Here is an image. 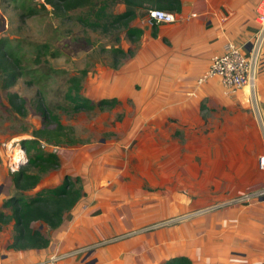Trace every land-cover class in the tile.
<instances>
[{
  "label": "crops",
  "instance_id": "0c3cea01",
  "mask_svg": "<svg viewBox=\"0 0 264 264\" xmlns=\"http://www.w3.org/2000/svg\"><path fill=\"white\" fill-rule=\"evenodd\" d=\"M258 2L181 0V11L173 24L151 26L147 15L131 22L130 26L142 31L132 44V56L111 74L91 78V102L115 99L120 112L115 129L91 128V132L106 136L112 132L115 138L98 137L96 142L77 144L73 152L59 155L63 172L55 175L56 181L65 175L78 178L81 198L57 228L41 227L49 241L44 250L8 249L12 223L3 228L0 264H46L55 252L81 248L86 249L83 254L56 264H163L178 257L192 264H264V195L250 202L228 204L231 196L211 215L172 219L156 226L162 222L161 216L174 213L176 193H164L170 204L159 211L157 205L152 208L141 187L131 190V182L120 177L124 158L134 148L139 152L142 147L148 156L151 154L149 159L159 172V168L168 166L160 155L170 150L167 139L177 128L185 135H199L202 129L196 126H200L204 112L215 116L222 109L236 115L248 111L242 104L244 90L233 98H224L217 80L197 84V79L207 70L211 58L222 53L225 43L248 44L256 29L253 20ZM256 88L264 117V49ZM242 144L244 147L245 140ZM255 144H247L254 168L264 148L261 143ZM106 181L113 184L105 187ZM157 181L163 185L162 179ZM137 228L143 229L124 236Z\"/></svg>",
  "mask_w": 264,
  "mask_h": 264
},
{
  "label": "rangeland",
  "instance_id": "374dc122",
  "mask_svg": "<svg viewBox=\"0 0 264 264\" xmlns=\"http://www.w3.org/2000/svg\"><path fill=\"white\" fill-rule=\"evenodd\" d=\"M42 4L43 0H0V43H5L13 51L20 66L15 84L7 90L0 88V201L15 194L11 176L18 169L16 166L24 164L26 159L20 143L32 139L31 132L40 127L37 103L42 102L57 115L61 124L72 130L70 137L78 141L72 146L57 145L55 152L54 146L42 147L40 144L42 151L54 152L57 157L64 152H73L77 144L93 142L98 137L115 138L112 132H107V136L99 135L91 132V128L96 131L104 127L115 129L120 121L118 102L102 111L73 113L72 104L65 95L69 89L68 79L78 77L79 96L91 102V78L111 74L116 63L127 59V56L115 58L118 49L126 51L128 40L124 28L117 24L110 26V19L106 20L109 15L122 13L123 5L99 0L91 7L56 15L48 5L42 9ZM146 13L141 12L138 16L145 18ZM128 45V49L133 50L134 45ZM13 93L23 100L20 114L8 103V97ZM241 112L243 115H236L222 109L215 116L204 112L200 126H196L202 129L199 135H194L196 132L185 135L177 128L176 133L167 139L170 150L160 155V160L168 166L159 168V172L149 159L151 154L148 156L142 147L139 152L134 148L130 156L124 158L120 177L131 182V190L141 187L146 198L152 201V208L157 205L161 211L163 206L170 204L164 193H176L174 213L171 217L161 216L162 222L156 226H163L172 219L194 220L211 215L214 211H206L207 208L225 202L231 196L230 200H234L257 191L264 185L263 174L253 167L254 160L247 152L248 146H255V143H261L263 147L262 135L252 113ZM135 143L136 140L131 148ZM16 148L21 155L12 162ZM62 172L59 162L57 168L44 174L38 186L26 194L32 196L42 188L59 186L64 176L62 179L57 177L58 182L55 175ZM158 178L162 179V186L156 182ZM107 182L111 181H106L105 187L113 184L107 185ZM33 227L37 228V225ZM143 228L129 231L124 236Z\"/></svg>",
  "mask_w": 264,
  "mask_h": 264
},
{
  "label": "trees",
  "instance_id": "16d2710c",
  "mask_svg": "<svg viewBox=\"0 0 264 264\" xmlns=\"http://www.w3.org/2000/svg\"><path fill=\"white\" fill-rule=\"evenodd\" d=\"M99 0H43L41 8L45 10L48 5L56 15H64L71 11L88 8ZM112 3L121 4L124 7L122 13L109 15V25L122 26L125 30V38L134 44L142 34V31L130 26L131 22L140 17L141 12L150 10H161L172 14L181 11V0H108ZM102 13V11H101ZM147 15V13H146ZM108 21V20H107ZM95 27L98 25L93 23ZM152 36H155L154 31ZM115 58L122 56L130 58L132 50L115 51ZM120 63L113 66L117 69ZM19 61L15 54L5 43H0V88L7 90L11 88L20 75ZM69 89L65 95L72 104L71 111L91 112L102 111L106 107L117 104L115 99H101L92 103L87 98H81L78 94L80 79L70 77L68 79ZM74 91V93H72ZM8 103L17 113L23 109V100L13 93L8 97ZM36 111L41 119L40 127L31 132L32 139L20 143L26 159L18 169L12 173L11 182L15 194L9 196L0 205V233L7 225L12 223V240L7 246L13 251L44 250L49 246L48 239L41 231L45 226L49 230L57 228L63 221L64 216L76 205L82 196V188L78 178L71 179L64 176L62 183L54 188H42L34 195L28 196V191L34 190L40 183L41 177L59 165V159L54 152L42 151L41 142L46 145L57 147V145L72 146L78 141L71 138V129H66L57 115L51 113L45 105L40 102L36 104ZM36 224L37 228L33 225ZM163 264H192L185 257L172 258Z\"/></svg>",
  "mask_w": 264,
  "mask_h": 264
},
{
  "label": "built area",
  "instance_id": "2783aa9c",
  "mask_svg": "<svg viewBox=\"0 0 264 264\" xmlns=\"http://www.w3.org/2000/svg\"><path fill=\"white\" fill-rule=\"evenodd\" d=\"M176 21V15L161 11L150 10L147 12V23L149 25H170ZM254 24L256 26L248 44L235 45L231 42L225 43L222 53L214 55L207 70L197 79V84H202L208 80L215 79L221 88V92L227 98H233L239 90H244V100L242 102L245 109L252 113L263 137L264 145V117L260 108L256 82L259 63L264 49V0H259L255 6ZM42 147L50 146L41 142ZM54 152L56 147H53ZM257 168L264 173V148L256 159ZM110 182H107L109 185ZM264 195V189L246 193L243 196L228 201L231 203L250 202L257 200ZM227 204V203H225ZM223 204L214 205L206 211L215 210ZM85 248L73 250L65 253L55 252L46 261V264H56L57 262L81 255Z\"/></svg>",
  "mask_w": 264,
  "mask_h": 264
},
{
  "label": "bare ground",
  "instance_id": "6f19581e",
  "mask_svg": "<svg viewBox=\"0 0 264 264\" xmlns=\"http://www.w3.org/2000/svg\"><path fill=\"white\" fill-rule=\"evenodd\" d=\"M21 155V152L16 148L13 152V155H12V162H15L19 159Z\"/></svg>",
  "mask_w": 264,
  "mask_h": 264
},
{
  "label": "water",
  "instance_id": "95a60500",
  "mask_svg": "<svg viewBox=\"0 0 264 264\" xmlns=\"http://www.w3.org/2000/svg\"><path fill=\"white\" fill-rule=\"evenodd\" d=\"M20 166V163L16 166L17 168Z\"/></svg>",
  "mask_w": 264,
  "mask_h": 264
}]
</instances>
